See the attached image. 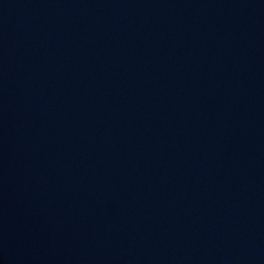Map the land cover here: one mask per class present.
<instances>
[{
	"label": "water",
	"instance_id": "water-1",
	"mask_svg": "<svg viewBox=\"0 0 264 264\" xmlns=\"http://www.w3.org/2000/svg\"><path fill=\"white\" fill-rule=\"evenodd\" d=\"M0 264H264V0H0Z\"/></svg>",
	"mask_w": 264,
	"mask_h": 264
}]
</instances>
